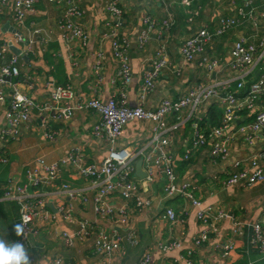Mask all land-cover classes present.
<instances>
[{
    "label": "crops",
    "instance_id": "obj_1",
    "mask_svg": "<svg viewBox=\"0 0 264 264\" xmlns=\"http://www.w3.org/2000/svg\"><path fill=\"white\" fill-rule=\"evenodd\" d=\"M111 0H78L77 6L82 16L71 19L82 27L85 40H65L59 23L65 14V6L51 4L47 0H35L34 10L27 13L23 23L17 25L12 20L15 0H7L0 7V46L11 43V48L4 49L0 64H7L13 55L17 57L18 77L10 83L13 89L35 99L44 107H52L50 92L55 85H69L74 96L81 99L98 98L106 101L124 90L127 103L131 107L139 104V89L143 76L150 69V64L161 47L165 48L168 64L161 70L155 88L146 95L142 107L154 110L164 98L178 99L198 85H222L230 82L229 91L236 90L238 72L229 67L230 51L233 43L244 37L257 45L264 42V0H193L185 6L181 0H118L122 11L121 17L114 21L105 10ZM243 7L245 13L251 12L253 18H245L241 23L215 38L208 45L205 53L219 60V66L210 74L198 65V61L185 63L179 54L182 42L200 29L213 33L220 20L235 16V9ZM170 16L174 24L165 33L157 27L151 32L149 40L141 46L138 41L143 29L142 20L146 17L161 23ZM119 22L117 34L129 44L128 58L132 69L129 85L114 83L118 63L112 55L110 39L107 36L115 22ZM18 31L23 42L14 39ZM97 62L101 64L100 77L94 73ZM264 55L257 65L250 81L256 79L263 71ZM8 98L0 102V130L5 127L4 112L8 105L11 88L5 86ZM222 90V89H221ZM223 91V90H222ZM215 105L221 114L218 99L208 105H200L194 111L185 108L178 113L167 116L168 135L171 142L168 150L175 157V171L179 181L190 184L195 198L201 208L208 211L209 219L201 223L196 219L197 209L182 197L168 200L164 197V178L160 171L154 169L148 175L145 162L141 163L144 178H139L134 163V176L138 180L142 197L150 200L149 207L137 208L130 203V219L126 226L120 227L108 219L96 215L93 211L95 187L100 179L85 177L80 168L98 165L112 147L103 135H95L94 128L100 117L90 110L75 113L66 120L51 117V109L39 112L33 109L31 122L21 128L20 135L14 140L0 137V154L7 162L0 164V195L7 182L27 183V172L38 168L37 159H43L47 165H57L58 178L43 187L44 219L34 224L30 235L27 252L30 264H45L48 258L60 257L64 264H134L144 254L151 256L150 264H264V256L250 245V227L243 228L242 236L233 233V222L262 224L261 212L264 194V182L248 187L243 182L226 188L222 181L234 170L236 162L242 166L257 157L264 169V133L251 143L245 136L236 134L231 142L230 155L225 161L210 160V145L195 153L193 158L183 163V144L192 135L194 128L200 127V120L206 121V112L210 105ZM256 110H264V95L256 102ZM252 115H244L226 132H235L236 126L249 122ZM51 133L52 138H47ZM153 123L133 121L125 125L114 148H127L130 151L141 150L150 154ZM76 155L80 161L74 164L70 155ZM142 161V160H141ZM42 174V173H41ZM67 184L77 194L69 198L62 190ZM33 196L36 190L29 188ZM108 205L117 207L123 200L117 193L109 196ZM71 206V220H65L58 209ZM167 207L173 208L178 218L170 223L159 217ZM223 212L225 217H219ZM88 221L92 227L88 237L75 239L71 246H66L62 233L73 235L79 230L80 221ZM19 221V207L15 201L0 202V239L6 243H16L18 236L14 226ZM118 233L122 238L121 250L108 257L97 254L94 240L98 233ZM132 233L136 243L130 244L127 235ZM206 238L199 246L194 241L202 234ZM233 243V250L223 256L222 245ZM179 247L172 248L171 244ZM191 251V254H188Z\"/></svg>",
    "mask_w": 264,
    "mask_h": 264
},
{
    "label": "built area",
    "instance_id": "obj_2",
    "mask_svg": "<svg viewBox=\"0 0 264 264\" xmlns=\"http://www.w3.org/2000/svg\"><path fill=\"white\" fill-rule=\"evenodd\" d=\"M51 4L64 5L65 14L59 23L60 30L65 40H85V32L82 27L72 22L71 19L82 16L77 6L78 0H47ZM185 6L190 5L193 0H181ZM7 0H0V7L4 6ZM35 0H15L13 6L12 20L17 25H21L27 13L34 10ZM114 21L121 17L122 11L118 0H111L105 7ZM260 18H264V13H258ZM245 18H253L251 12H244L243 7L235 9V16L220 20L219 27L210 33L206 29H200L194 35L185 39L179 47V54L185 63L198 61V65L210 74L219 66V60L206 55L205 50L208 45L215 41V38L223 35L229 29L237 27ZM143 29L138 37L139 44H144L149 40L150 34L157 27L161 28L162 33L173 26V19L168 16L158 23L148 17L142 20ZM119 22H115L112 30L107 35L110 39V48L112 55L118 63L117 72L113 80L119 82L121 86L129 85L132 78V69L128 58L129 44L117 34ZM14 39L17 42H23L24 37L16 31ZM13 44L5 43L0 46V58H3L4 49L11 48ZM264 55V42L254 45L244 37H239L230 51L229 67L238 72L236 79V90L229 91L230 82L222 85H198L190 89L185 95L178 99L164 98L154 110H146L142 107L146 95L153 91L161 70L168 64L165 48L161 47L156 57L150 64V69L143 76L142 86L139 89V104L131 107L127 103V94L124 90L117 96L106 101L98 98L77 99L69 85H55L50 92V99L53 102L52 107H44V104L38 103L35 99L21 94L13 89L14 84L10 83L13 77H18L19 71L16 66L18 55H13L7 64H0V102L3 104L8 98V91L5 86L11 88L7 108L4 112L6 125L0 130V137L3 140H14L21 132V128L31 122V112L37 109L39 112L51 109V117L56 120H66L75 113L83 110H90L97 113L100 117L98 125L94 128L95 135L103 137L112 146L107 155L98 165H91L86 168H80V172L85 177L100 179L95 187L93 198V211L101 218L108 219L117 226L124 227L130 219V203L137 208L149 207L150 200L142 197L139 192L138 180L134 176V163L141 159L146 163L148 175H151L156 169L163 174L164 178V197L168 200L176 197H182L189 201L192 208L197 209L196 219L201 223H206L209 219L208 211L201 208V203L195 198L190 184L179 181L175 171V157L168 150L171 142L168 135L167 116L172 113H178L185 108L194 111L198 106L208 105L213 99H218L221 107V119L217 126L201 130L198 127L190 138L183 144L182 160L189 162L195 153L203 147L210 145V160L225 161L230 155V144L235 139L236 134L245 136L248 142L255 141V138L264 133V110H256V102L264 95V67L262 73L253 81L249 77L254 73L257 65L261 63ZM101 64L97 62L94 66V73L97 78L100 77ZM10 78V81L6 79ZM223 91H222V90ZM244 115H252L249 122L236 126L235 132H226L232 125H236ZM133 121H149L153 123V135L151 137L152 150L150 154L145 152L130 151L127 148L116 149L113 147L115 142L121 136L122 130L126 124ZM47 138H52L51 133H46ZM69 160L77 164L80 159L76 155H70ZM7 162L4 155L0 154V164ZM34 168L27 172V183L15 184L7 182L0 195L1 201H15L19 207L18 224L23 226L22 235L18 236L16 242L22 243L28 248L30 244V235L33 232L36 221L44 219L43 201L41 196L43 187L53 183L58 177L57 165H47L43 159H37ZM42 173V174H41ZM243 182L248 187H253L264 182V169L258 163L257 157L251 159L246 166L236 162L234 170L230 172L222 181L226 188L233 187ZM36 190L32 196L29 188ZM63 192L69 197L77 196L76 192L68 187L62 186ZM117 193L123 200V204L117 207L108 205V198L111 194ZM65 220H71V206L66 209H58ZM264 220V194L261 208ZM159 217L170 223L177 221L178 215L173 208L167 207ZM219 217H225L221 212ZM233 233L235 236L243 235V228L250 227V245L253 249L261 252L264 256V232L262 224L253 222L250 224L234 221ZM79 230L73 235L62 233L66 246H71L75 239H83L91 233V225L88 221L79 222ZM130 244L136 243L135 236L132 233L127 235ZM206 238L205 233L194 241L195 246H199ZM122 238L118 233L112 234L100 232L94 240V250L99 255L107 257L112 253L121 250ZM172 248L179 247L178 243L170 245ZM233 243L228 241L222 245L223 256L226 257L233 250ZM191 254V251H188ZM151 256L144 253L134 264H150ZM45 264H64L60 257H52L46 260ZM187 264H190L187 262ZM222 264V263H221Z\"/></svg>",
    "mask_w": 264,
    "mask_h": 264
},
{
    "label": "clouds",
    "instance_id": "obj_3",
    "mask_svg": "<svg viewBox=\"0 0 264 264\" xmlns=\"http://www.w3.org/2000/svg\"><path fill=\"white\" fill-rule=\"evenodd\" d=\"M14 231L17 236L22 235L23 226L15 225ZM0 264H30L29 255L24 245L19 242L8 244L0 239Z\"/></svg>",
    "mask_w": 264,
    "mask_h": 264
},
{
    "label": "trees",
    "instance_id": "obj_4",
    "mask_svg": "<svg viewBox=\"0 0 264 264\" xmlns=\"http://www.w3.org/2000/svg\"><path fill=\"white\" fill-rule=\"evenodd\" d=\"M206 121H204V118L200 120V127L203 126L205 127V122L209 123V126L207 127H212V126H217L220 123V119H221V114L219 113L217 107L215 105H210L207 109L206 112ZM181 160H182V156H181ZM183 163H187V161H183Z\"/></svg>",
    "mask_w": 264,
    "mask_h": 264
},
{
    "label": "water",
    "instance_id": "obj_5",
    "mask_svg": "<svg viewBox=\"0 0 264 264\" xmlns=\"http://www.w3.org/2000/svg\"><path fill=\"white\" fill-rule=\"evenodd\" d=\"M6 80H7V81H10V78H7ZM141 163H142L141 160L137 162V164H136V172H135V174H136L139 178L142 179V178L145 177V173H143V172L141 171Z\"/></svg>",
    "mask_w": 264,
    "mask_h": 264
}]
</instances>
